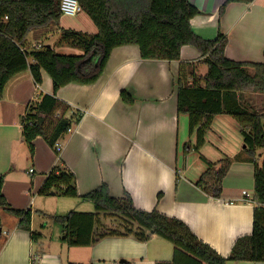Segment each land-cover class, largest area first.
Returning <instances> with one entry per match:
<instances>
[{
    "label": "crops",
    "instance_id": "crops-1",
    "mask_svg": "<svg viewBox=\"0 0 264 264\" xmlns=\"http://www.w3.org/2000/svg\"><path fill=\"white\" fill-rule=\"evenodd\" d=\"M225 1L189 0L200 11L191 19L192 31L205 40L223 34L227 38L224 55L229 60L264 64V0L229 3L219 16ZM62 20L59 28H68ZM58 32L54 28L37 36L30 34L27 51L53 44ZM181 62L190 64V71L198 77L207 71L199 52L189 45L181 48L175 61L142 59L136 45L120 46L111 51L97 81L70 83L58 89L56 97L70 106L67 116L74 111L82 114L79 123L58 139V155L40 137L33 141L31 152L22 136L30 102L41 92L53 93L49 75L42 71L41 84L37 85L27 69L8 81L0 98L2 192L11 207L30 211L31 230L20 229V218L0 211V264H157L172 260L173 245L151 233L144 241L114 236L86 247L61 244L58 228L53 235L44 226L37 233L35 215L48 219L76 211L72 202L63 199L78 201L77 205L87 210L79 212H91L86 200L66 198L57 191L39 193L59 160L74 174L78 196L102 184L114 198L128 193L136 208L182 220L223 257L230 255L237 238L251 234L254 202L240 199L243 190L253 193V165L247 160L235 118L215 116L200 150L209 162L231 160L223 179V199L208 197L196 185L207 166L197 153H189L188 116L177 112L176 81ZM123 90L133 103L121 100ZM32 234L41 237L34 242Z\"/></svg>",
    "mask_w": 264,
    "mask_h": 264
},
{
    "label": "trees",
    "instance_id": "trees-1",
    "mask_svg": "<svg viewBox=\"0 0 264 264\" xmlns=\"http://www.w3.org/2000/svg\"><path fill=\"white\" fill-rule=\"evenodd\" d=\"M61 1L0 0V98L8 81L27 69L37 85L41 84L42 71L53 84L52 94L39 93L27 108L22 136L30 151L33 152V141L38 137L54 148L58 139L79 123L81 111L67 116L70 106L58 99L56 92L70 83L88 85L97 81L114 48L136 45L142 59L175 61L180 58L181 48L189 45L199 52L207 71L198 77L190 71V64H180L176 81L177 112L188 116L189 135H195L196 139L195 145L186 146L198 153L215 116L226 114L235 118L241 128L247 160L253 165L254 208L251 234L237 238L230 255L223 257L201 241L182 220L156 210L136 208L128 193L121 199L114 198L108 186L102 184L78 196L74 174L59 160L39 193L47 195L57 191L65 197L91 201L94 206V212L70 211L51 217L60 227V243L67 247H86L114 236H132L144 241L151 233L173 245L172 260L157 264L264 262V152L261 156L258 154L259 150L264 151V122L262 115L249 112L240 103L244 92L256 88L264 94V64L227 59L224 55L227 38L223 34L212 40L197 36L191 29V19L200 11L189 0H76L81 12L92 20L96 33L59 28ZM252 1L226 0L219 8V16L229 3ZM54 28L59 30V36L53 44H41L27 51L25 46L30 34L37 36ZM62 46L79 50L80 54L55 51ZM120 96L127 104L134 101L125 90ZM201 159L207 169L196 185L208 197L223 199V179L231 160L213 163L204 157ZM4 181L2 174L0 211L20 218L18 227L30 231V211L9 205L2 192ZM40 237L32 234L34 242Z\"/></svg>",
    "mask_w": 264,
    "mask_h": 264
},
{
    "label": "rangeland",
    "instance_id": "rangeland-1",
    "mask_svg": "<svg viewBox=\"0 0 264 264\" xmlns=\"http://www.w3.org/2000/svg\"><path fill=\"white\" fill-rule=\"evenodd\" d=\"M62 17H63V20H62L63 25L65 27L76 28L82 32H87V33H95L96 32V27L93 24L92 20L84 13H80V14L73 16V17H68V16H62ZM55 51L58 53H71V54H75V55L80 54L79 50L71 49V48H68L65 46L57 47V48H55ZM240 103H241V105L245 106L249 112H253V113L262 115L263 122H264V94L262 92L258 91V89H256V88L253 90L244 92L240 97ZM206 134H207V132H206ZM206 134H205V139H206ZM195 142H196L195 135H192L190 137V139L188 140L187 144L193 146V145H195ZM182 148H184V146ZM263 152L264 151L259 150L258 154H260V156H261L263 154ZM189 153L195 154L192 156H196L197 152L190 151ZM197 157L198 158L202 157V154L200 151L197 153ZM66 198H69V197H66ZM63 200H67L69 202H72L73 207H75V208H72V210L78 211L80 209L81 211H87V210H83V209H85L83 207V205H81V207H80V205L79 206L77 205L78 201H73L72 199H63ZM73 202H76V203H73ZM83 204H85V203H83ZM86 204H89L91 212H94V206H93L92 202L86 201ZM101 220H102V222H105L104 218L103 219L101 218ZM42 226H44V228H46V231H48V229H49L50 232H48V233L51 235L54 234V231L57 230V228L60 230L59 225L55 221H53V219H51V218L46 219V218H44V216L35 215V228H36L37 233H39V232L41 233L40 228Z\"/></svg>",
    "mask_w": 264,
    "mask_h": 264
},
{
    "label": "built area",
    "instance_id": "built-area-1",
    "mask_svg": "<svg viewBox=\"0 0 264 264\" xmlns=\"http://www.w3.org/2000/svg\"><path fill=\"white\" fill-rule=\"evenodd\" d=\"M62 16H68L73 17L81 13V8L76 0H62L60 5ZM38 48V47H37ZM69 129L68 131H70ZM55 151L59 153L61 151V146L59 143H55ZM30 172H33L32 169L29 170ZM242 198L240 200L244 202H252V196L253 194L250 192H247L243 190L241 192Z\"/></svg>",
    "mask_w": 264,
    "mask_h": 264
},
{
    "label": "water",
    "instance_id": "water-1",
    "mask_svg": "<svg viewBox=\"0 0 264 264\" xmlns=\"http://www.w3.org/2000/svg\"><path fill=\"white\" fill-rule=\"evenodd\" d=\"M51 194H53V192H51Z\"/></svg>",
    "mask_w": 264,
    "mask_h": 264
}]
</instances>
